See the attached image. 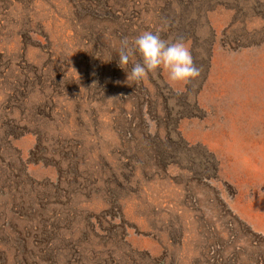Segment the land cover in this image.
I'll return each instance as SVG.
<instances>
[{
  "label": "rangeland",
  "instance_id": "obj_1",
  "mask_svg": "<svg viewBox=\"0 0 264 264\" xmlns=\"http://www.w3.org/2000/svg\"><path fill=\"white\" fill-rule=\"evenodd\" d=\"M0 264H264V0H0Z\"/></svg>",
  "mask_w": 264,
  "mask_h": 264
},
{
  "label": "clouds",
  "instance_id": "obj_2",
  "mask_svg": "<svg viewBox=\"0 0 264 264\" xmlns=\"http://www.w3.org/2000/svg\"><path fill=\"white\" fill-rule=\"evenodd\" d=\"M139 55L137 62L127 73V80L140 81L149 73L167 71L171 83H185L200 75L195 66L189 47L183 40L168 42L159 32L145 31L138 35L131 44L127 39L120 42L119 66L124 69L130 57Z\"/></svg>",
  "mask_w": 264,
  "mask_h": 264
}]
</instances>
